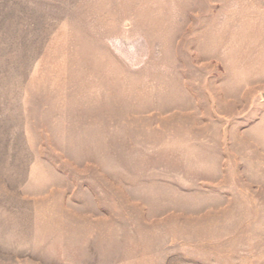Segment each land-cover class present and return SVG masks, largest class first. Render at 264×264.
<instances>
[{"label":"rangeland","instance_id":"rangeland-1","mask_svg":"<svg viewBox=\"0 0 264 264\" xmlns=\"http://www.w3.org/2000/svg\"><path fill=\"white\" fill-rule=\"evenodd\" d=\"M0 264H264V0H0Z\"/></svg>","mask_w":264,"mask_h":264}]
</instances>
